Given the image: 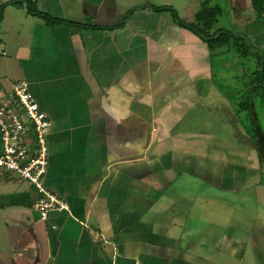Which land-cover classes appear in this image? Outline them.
I'll list each match as a JSON object with an SVG mask.
<instances>
[{
    "label": "crops",
    "instance_id": "obj_1",
    "mask_svg": "<svg viewBox=\"0 0 264 264\" xmlns=\"http://www.w3.org/2000/svg\"><path fill=\"white\" fill-rule=\"evenodd\" d=\"M214 1L222 12L254 10L253 0ZM204 3L0 0V101L29 83L51 121L44 186L68 205L42 220V194L0 169V264H215L214 253L199 254L211 237L195 226L198 190L169 173L235 193L262 165L257 150L177 127L209 101L214 55L171 11L154 8L193 22ZM255 19L264 41V18ZM220 240L216 251L244 257L248 244Z\"/></svg>",
    "mask_w": 264,
    "mask_h": 264
},
{
    "label": "rangeland",
    "instance_id": "obj_2",
    "mask_svg": "<svg viewBox=\"0 0 264 264\" xmlns=\"http://www.w3.org/2000/svg\"><path fill=\"white\" fill-rule=\"evenodd\" d=\"M201 1L207 0H197L199 4ZM213 5L222 6V1L216 0ZM228 6V4L224 6V11H221L212 31L217 35L228 32V36H223L225 37L223 41L214 43L210 48L214 55L210 60L214 75L211 81H208V85L214 88L206 96L209 101L200 102L201 107L193 109L192 114L177 127L215 137L219 139L216 140L218 145L224 146L227 143L240 151L250 152L257 150V147L248 90L253 89L254 80L257 78L255 72L259 70L258 52L264 50V41L254 37V32L260 28L259 25L257 27L254 10L240 12ZM196 8L198 5L194 2L188 8L185 6L183 11L190 12ZM254 104L259 123L264 130V103L259 97H255ZM251 161L252 159L249 160ZM169 177V181L178 179L175 183H193L195 187L193 191L198 190V204L195 205L193 212L199 220L195 226H198L199 233L203 235L207 233L211 237L205 238L207 241L205 243L209 247L200 251L201 257L214 253V257L209 260L215 264H264L263 167L258 179L238 182L248 184L235 193L213 189L207 184L209 180L202 179L199 175L184 174L180 178L170 172ZM225 235H231L234 239L248 244L242 259L232 258L215 250ZM196 239L204 238L198 236Z\"/></svg>",
    "mask_w": 264,
    "mask_h": 264
},
{
    "label": "built area",
    "instance_id": "obj_3",
    "mask_svg": "<svg viewBox=\"0 0 264 264\" xmlns=\"http://www.w3.org/2000/svg\"><path fill=\"white\" fill-rule=\"evenodd\" d=\"M49 116L42 111L29 83L14 86L13 98L0 101V130L3 153L0 169L29 181L42 194L35 204L42 220L52 211L67 210L68 205L44 186L49 166Z\"/></svg>",
    "mask_w": 264,
    "mask_h": 264
},
{
    "label": "trees",
    "instance_id": "obj_4",
    "mask_svg": "<svg viewBox=\"0 0 264 264\" xmlns=\"http://www.w3.org/2000/svg\"><path fill=\"white\" fill-rule=\"evenodd\" d=\"M253 9L256 13L257 18L259 19L264 18V0H253ZM154 10L171 11L174 19L179 24L185 26L186 28L190 29L191 31L199 35L203 40L209 43L210 48L213 46L214 43L223 41L225 39V37L223 38V36H228V32H221L218 35L216 32H212L214 26H216L218 22V16L221 14V9L219 7L209 6L208 2H205L203 4V7L195 15V20L191 23L184 22L183 20H181L177 12L172 7H165L162 9L154 8ZM33 14L40 16L41 18H44L46 21L50 23L59 22L39 12H34ZM258 53H259L258 54L259 70L255 72V76L257 78L254 80L253 89L248 90L250 91L248 95V99L252 107L251 115L254 123L257 152L259 155L261 165L264 168V130L262 129L259 123L257 113L255 111V104H254L255 97H259L264 103V50L259 51Z\"/></svg>",
    "mask_w": 264,
    "mask_h": 264
}]
</instances>
